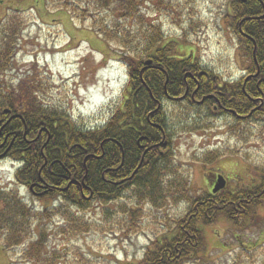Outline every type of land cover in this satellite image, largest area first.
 Returning a JSON list of instances; mask_svg holds the SVG:
<instances>
[{
  "label": "trees",
  "instance_id": "obj_1",
  "mask_svg": "<svg viewBox=\"0 0 264 264\" xmlns=\"http://www.w3.org/2000/svg\"><path fill=\"white\" fill-rule=\"evenodd\" d=\"M6 1L0 0V4ZM256 1L230 0L237 9H232L228 18L242 22L241 32L230 22L227 26L238 37L245 56L251 60L254 57L261 64L264 33L255 32L252 26L255 22L246 19L256 10L261 12V7H253ZM142 3L143 0H71L70 5L65 4L71 19L85 23L89 18V31L98 35L106 45H115L120 53L119 62L127 67L128 83L123 102L103 125L80 127L64 112L39 103L41 86L37 76L24 78L15 85L11 82L10 91L6 94L5 90L2 94L10 98L16 93L22 100L25 115H34L37 125L44 123L50 134L45 155L47 158L50 156L53 172L59 175V178L51 177L49 180L54 188L50 194L32 186L44 182L45 173V168L41 170L42 159L38 154L39 145H36L37 154L24 167L20 160L13 161L18 170L14 180L25 186L31 193L30 198L42 203L41 207L36 209L26 203L15 188L0 187L1 246L6 252L22 247L19 264H94L84 258L79 249L47 252L50 235L70 241L93 229L98 232L117 231L129 236L142 229L139 221L145 215L141 208L144 203L156 210L166 208L169 203L184 205L185 208L180 216L167 217L166 229L160 235L153 234L139 264H208L213 255L206 248L201 227L215 225L222 218L224 223L227 220L235 227L227 228L228 232L242 236L250 227H258L262 223V217H258L256 211L264 207V168H254L255 164H249L258 175V182L240 183L230 188L225 178L226 186L219 192L212 193L210 187L205 192L196 191L190 187L187 171L182 172L181 166L176 165L172 145L162 140L161 132L152 125L158 123L168 127L171 124L159 118L161 112L156 111L148 86L158 84L156 64L162 57L167 59L173 44L169 43L171 41L167 40L160 27L144 20L140 11ZM60 5L63 6L62 3ZM70 6L72 10L67 9ZM101 10V18H91ZM19 13L5 10L4 17H1L0 77L13 68L16 50L12 41L15 47L18 33L11 29L16 25L15 20H18V27L21 26V19L13 18ZM11 35L15 37L12 41ZM147 60L151 61V68L143 70ZM202 108L194 105L186 108L192 118L196 116L201 122L191 128V119L183 120L180 116L175 123L179 128L175 129V134L182 130L210 129L209 121L213 115L205 114ZM42 116L46 120L42 121ZM252 125L258 134L264 135V105L253 117L236 122L228 131L237 137ZM240 138L243 143L248 141L242 136ZM165 142L167 147H164ZM155 143L158 145L153 146ZM141 145L146 147L140 148ZM211 153L199 160L201 165L212 164L222 156L216 150ZM226 153L234 154L230 150ZM46 175L50 177L48 173ZM97 209H100L101 220L96 224L87 216Z\"/></svg>",
  "mask_w": 264,
  "mask_h": 264
},
{
  "label": "rangeland",
  "instance_id": "obj_2",
  "mask_svg": "<svg viewBox=\"0 0 264 264\" xmlns=\"http://www.w3.org/2000/svg\"><path fill=\"white\" fill-rule=\"evenodd\" d=\"M70 2L8 0L0 4V23L5 10L20 12L19 17L13 18L21 19V26L18 27L15 20L16 25L11 29L18 33L15 47L12 41L15 37L11 35L10 39L16 50L13 68L0 77V82L15 85L24 78L37 76L41 86L38 97L43 105L64 112L80 127L97 128L123 102L128 83L127 67L119 62L120 53L115 45H106L89 31V18L85 23L71 19L65 9V4L70 5ZM72 6L67 9L72 10ZM232 9L237 7L230 0H143L140 11L148 24L160 27L167 40L175 38L180 44L191 40V51L199 68L226 80H235L243 76L244 65L238 37L227 26L228 22L236 26L237 21L228 18ZM101 11L91 18H101ZM224 120H210L212 129L182 130L171 137L176 165L181 166L182 172L187 171L190 187L196 191L205 192L210 187L209 176L215 173L222 174L230 188L240 183L258 182V175L249 164L264 168V135L255 132L253 127L247 132L242 130L237 137L231 136L228 130L224 131ZM200 122L196 116L191 118V128ZM240 136L248 141L241 142ZM215 150H230L234 154L201 165L199 160ZM15 167L11 161L0 165V187L15 188L26 203L39 209L42 203L30 198L25 188L15 184ZM141 208L145 215L139 221L142 228L139 232L127 236L117 231L92 229L70 241L50 235L47 252L79 249L84 258L94 264H139L153 234L160 235L166 229L167 217L180 216L185 207H173L169 203L166 208L156 210L144 203ZM100 215L97 209L87 218L96 223L101 220ZM256 215L262 217V223L250 227L242 236L228 232L227 228L235 227L227 220L224 223L222 218L215 225L200 228L205 234L206 248L213 255L208 264H264V207L257 209ZM22 249L6 252L0 240V264H19Z\"/></svg>",
  "mask_w": 264,
  "mask_h": 264
},
{
  "label": "flooded vegetation",
  "instance_id": "obj_3",
  "mask_svg": "<svg viewBox=\"0 0 264 264\" xmlns=\"http://www.w3.org/2000/svg\"><path fill=\"white\" fill-rule=\"evenodd\" d=\"M253 7H261V12L256 10L246 19L253 20L255 22L252 25L254 31L263 34L264 2L256 1L253 3ZM240 23L242 22H236V26L233 25V27H238L239 32H241ZM189 32L191 35V23H189ZM168 41L173 44L170 46V49H173L172 52L167 54V59L160 58L156 64L157 67H154L158 70L156 77L159 82L148 86L153 92V94L150 92V95H153V103L155 102L157 109L155 110L161 112L159 117L161 120L167 123H175L179 121L180 116L183 120H190L192 118L191 112H187L186 108H191L192 105L202 106L205 114L213 115L210 120L225 119L223 128L226 132L236 122L253 117L264 105V73H261V70L264 71V57L261 64H258L254 57L253 60L246 57L245 51L241 48L242 45L238 44L244 65L243 76L238 79L235 78V80H226L218 74H213L196 66L195 57L191 51V40L182 44L176 42L175 38ZM178 47H180L179 50ZM150 62V60L146 61L143 70L151 68ZM11 84V82L0 84V165L16 159L20 160L24 167L37 154L35 148L36 145H39L38 154L42 159L41 170L45 168L44 182L34 183L32 186L38 187L41 191L44 190L42 192L44 194H50L54 188L49 184V180L51 177L59 178V175L53 172L54 169L49 162L50 156L47 158L45 155V147L50 142L49 131H47L44 123L36 124L34 115H25V109L21 104L22 100L16 93L10 98H5L2 95L5 90L7 91L6 94L10 91L9 86ZM38 100L42 104V100L40 98ZM155 110L150 112V116ZM41 119L42 121L46 120L44 116ZM152 125L161 132V139L169 141L171 144L170 140H172V136H175L176 126L167 127L158 123ZM212 128L210 125V129ZM252 128L253 125L252 127L248 126V129L252 130ZM254 131L258 133L255 128ZM167 142L164 143V147H167ZM157 145L158 143L153 144V146ZM139 147L144 148L146 146L141 145ZM17 172L15 167L13 179L16 178ZM38 173L39 177L42 176L40 171ZM217 176V173L209 176L208 183L211 189L216 184ZM15 184L21 187L16 181ZM25 189L30 196L29 190ZM167 236L170 234L167 233Z\"/></svg>",
  "mask_w": 264,
  "mask_h": 264
},
{
  "label": "water",
  "instance_id": "obj_4",
  "mask_svg": "<svg viewBox=\"0 0 264 264\" xmlns=\"http://www.w3.org/2000/svg\"><path fill=\"white\" fill-rule=\"evenodd\" d=\"M225 187V179L222 176H218L215 187L212 190V193H216L219 190Z\"/></svg>",
  "mask_w": 264,
  "mask_h": 264
}]
</instances>
